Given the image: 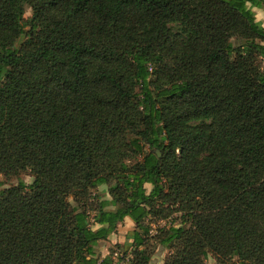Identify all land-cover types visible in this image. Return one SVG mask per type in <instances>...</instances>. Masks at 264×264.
Here are the masks:
<instances>
[{
	"label": "trees",
	"instance_id": "obj_1",
	"mask_svg": "<svg viewBox=\"0 0 264 264\" xmlns=\"http://www.w3.org/2000/svg\"><path fill=\"white\" fill-rule=\"evenodd\" d=\"M253 8L0 0V176L32 178L0 190V264H112L98 249L126 218L128 264H149L154 240L163 264H264Z\"/></svg>",
	"mask_w": 264,
	"mask_h": 264
},
{
	"label": "rangeland",
	"instance_id": "obj_2",
	"mask_svg": "<svg viewBox=\"0 0 264 264\" xmlns=\"http://www.w3.org/2000/svg\"><path fill=\"white\" fill-rule=\"evenodd\" d=\"M25 14L24 19L27 20L31 16V11L28 6L24 7ZM256 18V17H255ZM262 26L260 22H258ZM18 180H22L25 184H30L32 178L29 175H21L19 178H11V179H4L0 176V190L14 186L17 184ZM106 186H101L98 189V195L103 197V199H109L110 197L106 193ZM71 201V200H70ZM175 214L172 218L168 220H160L152 225V235L154 236L157 232V229L163 228L169 225V222L175 218ZM134 230V224L129 220L125 219L121 224L118 225L117 230L113 233L106 241L100 244L98 252L100 254V259L110 257L112 260V264H128V260L130 259L129 256H125L122 250L124 245L129 246L131 244V240L129 237L130 232ZM152 249V257L150 259L149 264H163L165 259L167 258L168 254L170 253L169 250L163 249L159 245H157L156 241L154 240L151 243ZM128 251H131V248H127ZM206 264H215V260L212 258L211 255L205 261Z\"/></svg>",
	"mask_w": 264,
	"mask_h": 264
},
{
	"label": "crops",
	"instance_id": "obj_3",
	"mask_svg": "<svg viewBox=\"0 0 264 264\" xmlns=\"http://www.w3.org/2000/svg\"><path fill=\"white\" fill-rule=\"evenodd\" d=\"M252 10L255 14L256 21L260 22L262 24V27L264 28V10L256 8H253Z\"/></svg>",
	"mask_w": 264,
	"mask_h": 264
},
{
	"label": "water",
	"instance_id": "obj_4",
	"mask_svg": "<svg viewBox=\"0 0 264 264\" xmlns=\"http://www.w3.org/2000/svg\"><path fill=\"white\" fill-rule=\"evenodd\" d=\"M154 152H155V154H156L157 157H160V153H159L158 150H155Z\"/></svg>",
	"mask_w": 264,
	"mask_h": 264
}]
</instances>
